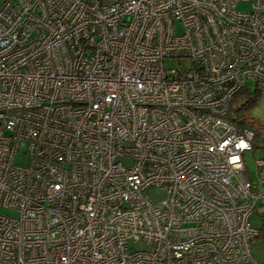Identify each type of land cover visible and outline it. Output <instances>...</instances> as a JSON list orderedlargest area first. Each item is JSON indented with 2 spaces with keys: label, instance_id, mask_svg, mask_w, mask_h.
Segmentation results:
<instances>
[{
  "label": "built area",
  "instance_id": "1",
  "mask_svg": "<svg viewBox=\"0 0 264 264\" xmlns=\"http://www.w3.org/2000/svg\"><path fill=\"white\" fill-rule=\"evenodd\" d=\"M249 88L264 0H6L0 264H257L264 146L254 182L225 119Z\"/></svg>",
  "mask_w": 264,
  "mask_h": 264
},
{
  "label": "rangeland",
  "instance_id": "2",
  "mask_svg": "<svg viewBox=\"0 0 264 264\" xmlns=\"http://www.w3.org/2000/svg\"><path fill=\"white\" fill-rule=\"evenodd\" d=\"M6 2V0H0V7L2 4ZM250 4L246 3H239L236 6V10L238 12H248L250 11ZM175 34H181L182 33V28L180 27L179 23H175ZM166 68H175L176 64L175 62L169 61L165 63ZM247 115L250 120H254L257 122H260L264 124V93H262L256 100L255 104H253L247 111ZM25 147L24 143H21L19 145V150L22 151ZM262 144H259V148L255 150L254 152H248L244 155V163H245V168L248 172L249 178L256 182L258 180L257 178V167H256V161L261 158L262 156ZM16 163L19 165L24 166L27 162V158L23 154H18V156L15 159ZM123 164L126 166L127 161H123ZM148 195L151 198H156L158 201L161 200L162 194L161 191L152 189L148 192ZM0 215L2 216H9V217H14L15 214L0 208ZM251 225L253 228H261L262 223L259 218L254 217L251 221ZM131 251L133 250H143V246L141 244L135 245L134 247L130 248ZM250 252H251V257L252 259L257 263V264H264V238L259 240V243H254L250 246Z\"/></svg>",
  "mask_w": 264,
  "mask_h": 264
},
{
  "label": "trees",
  "instance_id": "3",
  "mask_svg": "<svg viewBox=\"0 0 264 264\" xmlns=\"http://www.w3.org/2000/svg\"><path fill=\"white\" fill-rule=\"evenodd\" d=\"M260 92L253 88L240 91L233 99L225 119L237 125L238 130L248 129L255 134L254 149L264 146V124L250 120L247 111L255 104Z\"/></svg>",
  "mask_w": 264,
  "mask_h": 264
}]
</instances>
